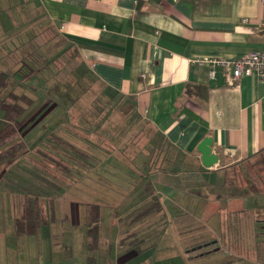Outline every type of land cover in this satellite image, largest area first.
<instances>
[{
  "label": "crops",
  "instance_id": "obj_1",
  "mask_svg": "<svg viewBox=\"0 0 264 264\" xmlns=\"http://www.w3.org/2000/svg\"><path fill=\"white\" fill-rule=\"evenodd\" d=\"M262 21L261 0H0V70L9 66L3 58L7 51H20L22 27L56 28L75 48L83 70L101 92L116 100L115 107L122 105L127 116L137 115L147 121L155 129L158 141L156 147L148 146L136 154L130 148L127 152L131 155L127 156L119 155L118 149H94L90 141L81 139L80 143L74 137L81 149L75 156L70 155L75 178L59 177L58 172L52 175L48 172L53 170H47L43 157L66 156L61 141L70 140L68 127L76 116H71L70 108L67 111L60 102L36 100L35 106L45 108V112L34 124L35 135L30 136L33 131L23 135L27 144L25 156L8 168L0 163V264H90L84 259V245L90 259L103 251L107 264H151L149 257L144 260L139 256L141 251L162 248L181 258L185 246L187 249L197 242L203 246L204 240L191 235L194 223L190 219L200 218L202 213H186L184 205L207 204L205 214L210 213L214 174L239 166L264 149V78L252 74L231 79L222 68L212 76L208 65L193 63L191 59L237 57L263 48ZM14 54L15 51L12 57ZM62 107L64 113L60 111ZM43 131L46 135L41 138L39 133ZM206 136L213 137L212 151L219 157L212 168L203 165L198 149ZM150 152L155 155L154 164L144 175L154 185L159 207L142 214L152 201L146 184L134 196V188L140 185L130 182V188L118 200V176L111 169L123 173L129 165L132 178L135 159L144 156V163L140 162L143 167ZM23 160L30 167L47 172L53 188H67L70 201H85L88 210L89 203L99 204L100 223L107 215L111 218V228L100 224L94 247L90 246L88 210L86 220L79 223L68 214L58 217L49 197L45 200L38 193L35 197L43 217L40 226L34 231L17 229L24 204L33 205L35 200L28 193L23 202L13 200L9 205L5 172L11 166L18 171ZM111 162L114 166L107 167ZM137 170L142 173L145 169ZM112 175L116 177L114 183ZM207 176H211L210 180ZM120 182L125 190L124 183L129 181L121 176ZM191 188L196 190L187 196ZM183 190L186 198L180 196ZM69 220V228L61 233L55 229L60 222H65V227ZM183 230L189 232L186 241L181 238ZM104 234L108 235L106 241ZM63 235L72 236V240L59 237ZM236 235L235 232L230 240H225V245L233 250L246 245L238 242ZM214 237L210 251L214 250ZM69 247L76 252L81 247L83 258L70 261Z\"/></svg>",
  "mask_w": 264,
  "mask_h": 264
},
{
  "label": "rangeland",
  "instance_id": "obj_2",
  "mask_svg": "<svg viewBox=\"0 0 264 264\" xmlns=\"http://www.w3.org/2000/svg\"><path fill=\"white\" fill-rule=\"evenodd\" d=\"M38 29L41 34L40 38L45 40L53 37V41L51 42L56 43L58 41V36L55 37L56 34H51L49 32V30H51L49 26H39ZM28 49L33 50L30 48V45L28 46ZM61 56L63 59H67L64 61V64L72 67V61L68 59V54L63 53ZM54 72H56V68L54 69ZM82 85L85 84L83 83ZM99 90H101L100 87H97V85L94 83H90L83 90H81L80 94L77 92L72 93L71 96L77 100L75 104L71 106L69 112L71 111V116H76V122L78 124L80 123V127H87L88 122L90 123L89 120L93 121L96 114L101 115L103 107H105L108 102L109 104L111 103V97L105 95L103 92L98 93ZM43 94L49 95V91L47 92V90H44ZM61 102H64V100ZM111 112L117 117V132L123 134L124 137L127 138L129 149L131 148L136 152L138 150L142 151L148 146H157L158 141H156V131L147 123V121H143L141 117L137 115H134L133 117H130L129 115L127 116L126 111L119 108V105L116 107L113 106ZM106 113H108V111ZM38 114L40 115V110ZM2 115L3 112L0 109V128H2L4 125V119ZM41 117L42 116H39L37 120H41ZM47 120L49 121V119ZM35 121L33 123H31L30 120L27 122L24 131L25 135L30 134L34 130ZM34 135L35 133L33 131L30 136L33 137ZM39 135L42 136L41 138H43L46 133L43 131L42 133H39ZM118 137H120V135ZM8 144L10 143L8 142ZM27 157L30 158V155ZM143 159L144 156L142 155H139L135 159L132 178L129 165L128 170L124 169L123 173L120 171V169H118V171L116 168L114 170L111 169L112 172L116 171L118 176L116 188L118 200H120L127 189L130 188V182H132V185L133 183L135 185H140L139 187L136 186L134 188V196L142 191L143 185L145 187V184L147 183L144 175L145 171L142 173L137 172V169L142 170L140 162H143ZM21 163L23 167L18 171H14L16 167L11 166L9 171H7V173L5 172L6 180L9 184L6 188L7 201H9V205L11 204L12 206L13 200L23 202L24 196L28 193H31V196L34 200L35 194L38 193L42 194L44 197H49V200L53 204L58 217H65V214H68L69 218L71 217L73 222L79 223L86 220L88 209L87 203L85 201L83 202L82 200L78 199V202L70 201L71 194L69 193L68 189L56 187L53 188L47 179V172L37 170L39 169L38 167H30V163L24 160ZM111 165L108 163L107 167H113L114 163L111 162ZM241 166L243 167L241 168ZM121 176L125 182L126 180L129 181V183H124L123 187L126 188L125 190L122 189V183L120 182ZM210 177L211 176H207V179L210 180ZM13 180H15L16 183ZM115 181L116 177L112 175V183ZM213 182L214 185L217 184L220 186L215 188L213 191V205H208L210 213L205 214L207 204L199 205L198 203L194 204L193 202H190L189 204L184 205L186 206V213H202L199 214L200 218H194L190 216V219L194 223V228L191 231V235L198 236L199 239L204 240V245L199 246V242H197L193 245L189 244L187 249L185 246V251L181 254V258H175L176 252L164 251L162 248L156 249L153 247L145 251L143 250L139 253V256L142 257V259L145 260L147 257H149L151 264H228L229 262V264H249L250 261H259L261 264H264V240L260 243L261 246L256 247L259 244V235L253 236V229L258 230L260 228L258 227L260 219H264V208L260 207V204L262 201H264V154L254 157L251 161L245 162L242 165L240 164L239 166L229 168L221 174L215 173L213 176ZM189 190L187 196H189L193 190L196 189L191 188ZM180 196L182 198H186L184 190ZM205 199H207V197H205ZM45 200H47V197ZM108 208V206L105 207V209ZM248 208H251L252 211L247 210ZM16 209L17 212H19V206H16ZM107 214L108 213L105 215ZM204 215L206 218L202 220L201 217ZM60 220L62 221V218ZM69 223L70 220L64 227L65 222H60L57 224L55 229L61 233L65 228H69ZM100 224L101 226L103 225V228L105 229L111 228V218L107 215L105 219L101 220ZM220 228H223L231 236H234L235 232L239 233V231H241L240 240L242 243H246V245H242L238 247L237 250H233L234 248L230 247L229 245L226 246L222 240L220 241V244L224 245L225 247H220V244L215 243L213 248L217 250L210 251V241L212 240V237H214V234H218V236L221 234ZM260 230H264V228H260L258 231ZM245 232L247 234L246 236ZM103 233H105V231H103ZM107 234L109 233L107 232ZM107 234L102 235L105 241L108 240ZM188 234L189 232L187 231H181V238L183 241L187 240L186 236ZM59 237H62V239L65 241L72 240V236L70 235H63ZM261 238H264V234L261 235ZM192 248L194 249L191 250ZM69 250H71V253L68 251L67 258H69L70 261H79L83 258V251L81 247L77 252L73 250L72 247H69ZM60 255H64V253L60 252ZM84 259H86V261H88L90 264H107L105 253L103 251H100L95 259H90V254L85 245Z\"/></svg>",
  "mask_w": 264,
  "mask_h": 264
},
{
  "label": "trees",
  "instance_id": "obj_3",
  "mask_svg": "<svg viewBox=\"0 0 264 264\" xmlns=\"http://www.w3.org/2000/svg\"><path fill=\"white\" fill-rule=\"evenodd\" d=\"M27 28L28 27H22L21 30L22 43L20 45V51H17L18 48L9 52L7 51L6 55H3V58H6V61L9 62V66L0 70V109L3 111L4 118V125L0 128V163L4 162L7 164L6 168L9 167L8 164H12L16 159H20L25 156L27 144L23 135L27 122L29 120L31 123L35 120V122H37V118L42 116L45 112V108L40 109L35 106L34 103L36 100L49 99L54 102H61L64 100V102H61V105H64L68 111V109L71 108L77 100L71 96L72 93L77 92L80 94L81 90H83L87 85L94 83L91 76L85 70H81L83 69V66L80 63L79 56L75 48L66 38L59 34L56 28L53 29L50 27L51 30H49L51 34H56L55 37L58 36V41L56 43L51 42L53 41V37L45 40L40 38L41 34L37 25H30V27L28 29ZM29 45L33 50L28 49ZM13 51H15L16 54L12 57ZM63 53L68 54V59L72 61V67L64 64V61L67 59L62 58L61 55ZM17 64H21L20 70H18L20 67H18ZM55 68L56 72H54ZM15 71H18L17 75H15ZM83 83L85 85H82ZM44 90H47V92L49 91V95L43 94ZM100 92L101 90L98 91V93ZM110 102V104L108 102L107 105L103 107L101 115L96 114L93 121L89 120L90 123L88 122L87 127H80V123L78 124L76 121L69 124L68 131L71 135L69 138L70 140H66V138H64V140L61 141L65 146L66 156L63 157V155H61L55 157L52 155H45L43 157L45 165H47V170H53L48 173L54 175L55 172H58L59 177L61 175H65L67 178L70 177V179H73L71 177H74V175L71 172V164L69 160L81 150L76 141H73L74 137L79 138V141L81 139L90 141V144L93 145L94 149L97 148L108 152H114L115 149H118L119 155H131L127 152L129 149L127 138H125L123 134L117 132V117L111 112L112 107L115 106L116 100L111 99ZM64 107L60 109L61 113H64ZM119 108L123 110L122 105L120 104ZM39 110L40 115L38 114ZM107 111L108 113H106ZM76 124L79 127H77ZM16 134H18L21 138ZM119 135L120 137H118ZM8 142L10 144H8ZM81 142L82 141H80V143ZM137 152L139 153L141 150L136 151L135 154ZM262 154H264V149L243 163L249 162L254 157L261 156ZM154 158L155 155L153 152H150L145 164L142 167V169H145L144 171H146V173H148L146 169H151L153 166ZM243 163H241V165ZM242 167L243 166H241V168ZM218 186L220 185L215 184L213 188L215 189ZM152 187H154L152 181L148 180L146 188L152 194V202L142 214H145L146 211L153 212L156 210V207H159V197L154 193L155 188L152 190ZM34 200L33 205H30V202L24 204L25 207L22 217L17 220L18 230L23 231L26 229L34 231L40 226L43 217L41 216V209L39 207L40 204L38 203L39 199L38 197H34ZM88 207V231L91 239L90 246L94 247V244L99 238L101 207L96 203H89ZM260 207L264 208V201H262ZM247 210L252 211L251 208H248ZM263 222L264 219H260L258 227L264 228ZM220 230L221 234L217 237L215 236L214 241L215 243L220 244V241L223 240L225 244V240H230L231 237L230 235H223V233H226L223 228H220ZM258 230L253 229V236L259 235V244L256 247L261 246L260 243L264 240V238H261V235L264 234V230ZM240 233L241 231H239L236 239L238 242L242 243L240 240ZM246 235L247 234L245 232V236ZM220 247L225 246L221 245ZM249 264L261 263L259 261H250Z\"/></svg>",
  "mask_w": 264,
  "mask_h": 264
},
{
  "label": "built area",
  "instance_id": "obj_4",
  "mask_svg": "<svg viewBox=\"0 0 264 264\" xmlns=\"http://www.w3.org/2000/svg\"><path fill=\"white\" fill-rule=\"evenodd\" d=\"M261 1L263 2V21L261 24L264 30V0ZM191 61L199 65H208L212 76L216 74L218 68H222L230 75L231 79H239L243 75L252 74L264 78V47L237 57L202 56L192 58Z\"/></svg>",
  "mask_w": 264,
  "mask_h": 264
},
{
  "label": "water",
  "instance_id": "obj_5",
  "mask_svg": "<svg viewBox=\"0 0 264 264\" xmlns=\"http://www.w3.org/2000/svg\"><path fill=\"white\" fill-rule=\"evenodd\" d=\"M213 147V137L206 136L203 140L199 143L198 149L202 154V163L207 168H212L215 166L218 161L219 157L216 153L212 151Z\"/></svg>",
  "mask_w": 264,
  "mask_h": 264
}]
</instances>
